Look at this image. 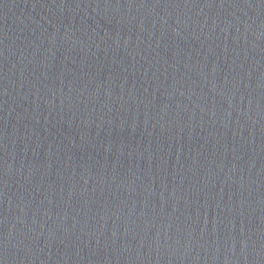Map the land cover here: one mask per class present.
<instances>
[{
    "label": "water",
    "instance_id": "obj_1",
    "mask_svg": "<svg viewBox=\"0 0 264 264\" xmlns=\"http://www.w3.org/2000/svg\"><path fill=\"white\" fill-rule=\"evenodd\" d=\"M0 264H264V0H0Z\"/></svg>",
    "mask_w": 264,
    "mask_h": 264
}]
</instances>
